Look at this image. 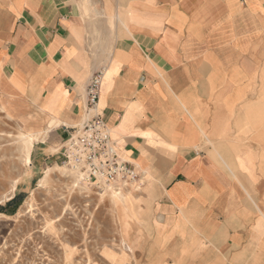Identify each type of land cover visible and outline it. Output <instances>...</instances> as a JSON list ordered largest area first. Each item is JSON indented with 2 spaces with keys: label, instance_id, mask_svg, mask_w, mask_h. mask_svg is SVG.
I'll use <instances>...</instances> for the list:
<instances>
[{
  "label": "crops",
  "instance_id": "crops-1",
  "mask_svg": "<svg viewBox=\"0 0 264 264\" xmlns=\"http://www.w3.org/2000/svg\"><path fill=\"white\" fill-rule=\"evenodd\" d=\"M101 70L138 174L121 221L107 198L121 262L264 264V0H0V106L37 134L31 168L62 164Z\"/></svg>",
  "mask_w": 264,
  "mask_h": 264
},
{
  "label": "rangeland",
  "instance_id": "rangeland-1",
  "mask_svg": "<svg viewBox=\"0 0 264 264\" xmlns=\"http://www.w3.org/2000/svg\"><path fill=\"white\" fill-rule=\"evenodd\" d=\"M5 133L15 140L16 169L11 178L0 179V264H132L131 251L121 262L128 240L108 199L107 207L100 200L101 192L115 189L83 184L64 164L31 168L32 148L21 140L17 124L0 112V136ZM15 198L16 204L8 206ZM132 205L136 216L129 230L148 229L142 208L136 201ZM124 209L113 207L119 221Z\"/></svg>",
  "mask_w": 264,
  "mask_h": 264
},
{
  "label": "built area",
  "instance_id": "built-area-1",
  "mask_svg": "<svg viewBox=\"0 0 264 264\" xmlns=\"http://www.w3.org/2000/svg\"><path fill=\"white\" fill-rule=\"evenodd\" d=\"M103 80L104 70L91 77L85 92L90 115L71 130L60 156L62 164L75 172L81 183L121 192L137 180L138 174L120 157L104 116L97 112Z\"/></svg>",
  "mask_w": 264,
  "mask_h": 264
},
{
  "label": "bare ground",
  "instance_id": "bare-ground-1",
  "mask_svg": "<svg viewBox=\"0 0 264 264\" xmlns=\"http://www.w3.org/2000/svg\"><path fill=\"white\" fill-rule=\"evenodd\" d=\"M0 112H1L3 117L8 118V119H12V116L6 112L5 107L2 105L0 106ZM17 126H18L19 130L21 131L22 136H24L23 138H21V140L26 143V145L29 147V149H31L33 147L35 140L38 138L37 134H34L33 132L28 131L25 127H22L20 125H17ZM5 135L6 136H4L2 134L0 136V139H2L1 143H0V154H1L0 158L3 159L0 163V179L2 177H7V176H9L11 178L13 173H15V169H16V166H15L16 155L14 153L16 150L13 146L15 140L13 139V137L9 133H5ZM76 187H78V184H73L72 188L75 189ZM101 193H102V195H101L100 200L102 202H105V198H109L112 207H117V206L122 205L125 207L124 211L127 210V207L125 206L126 199L128 196L127 192H124V193L123 192H117L116 190L110 189L105 194H103V192H101ZM124 211H122V212L124 213ZM123 242H124L123 243L124 247H126L127 245H126L125 241H123Z\"/></svg>",
  "mask_w": 264,
  "mask_h": 264
},
{
  "label": "trees",
  "instance_id": "trees-1",
  "mask_svg": "<svg viewBox=\"0 0 264 264\" xmlns=\"http://www.w3.org/2000/svg\"><path fill=\"white\" fill-rule=\"evenodd\" d=\"M17 202V198L13 199L12 201H10L7 205L10 206V205H14L16 204ZM2 211V210H1Z\"/></svg>",
  "mask_w": 264,
  "mask_h": 264
}]
</instances>
